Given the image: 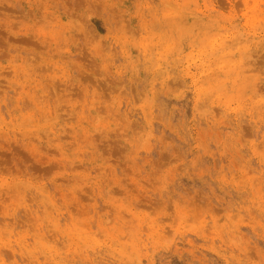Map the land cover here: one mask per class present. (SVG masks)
<instances>
[{
	"label": "rangeland",
	"instance_id": "1",
	"mask_svg": "<svg viewBox=\"0 0 264 264\" xmlns=\"http://www.w3.org/2000/svg\"><path fill=\"white\" fill-rule=\"evenodd\" d=\"M264 0H0V264H262Z\"/></svg>",
	"mask_w": 264,
	"mask_h": 264
},
{
	"label": "snow or ice",
	"instance_id": "2",
	"mask_svg": "<svg viewBox=\"0 0 264 264\" xmlns=\"http://www.w3.org/2000/svg\"><path fill=\"white\" fill-rule=\"evenodd\" d=\"M261 111L264 112V98L261 100ZM261 129L264 131V123H262ZM248 147L251 149L253 156L259 159L262 165H264V139L260 140L258 144L255 145L249 144ZM261 187L264 189V177H262L261 180ZM262 197H264V192H262ZM262 264H264V261H262Z\"/></svg>",
	"mask_w": 264,
	"mask_h": 264
}]
</instances>
